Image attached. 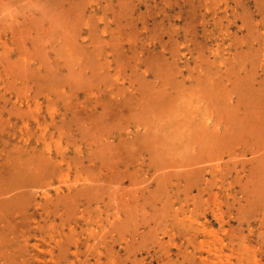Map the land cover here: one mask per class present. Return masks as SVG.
Listing matches in <instances>:
<instances>
[{
  "label": "rangeland",
  "instance_id": "374dc122",
  "mask_svg": "<svg viewBox=\"0 0 264 264\" xmlns=\"http://www.w3.org/2000/svg\"><path fill=\"white\" fill-rule=\"evenodd\" d=\"M263 131L264 0H0V264H264Z\"/></svg>",
  "mask_w": 264,
  "mask_h": 264
},
{
  "label": "bare ground",
  "instance_id": "6f19581e",
  "mask_svg": "<svg viewBox=\"0 0 264 264\" xmlns=\"http://www.w3.org/2000/svg\"><path fill=\"white\" fill-rule=\"evenodd\" d=\"M132 105V104H131ZM167 106V105H166ZM104 107V106H103ZM125 107V106H124ZM169 107V106H168ZM129 109V108H128ZM120 110V109H119ZM125 111V110H124ZM123 113V112H122ZM143 113V112H142ZM170 113V112H169ZM121 114V113H120ZM140 114V113H139ZM147 116V115H146ZM119 117V116H118ZM254 118V117H253ZM261 119V118H260ZM129 120V119H128ZM254 120V119H253ZM117 121V120H116ZM103 122V121H102ZM92 125V124H91ZM263 125V124H262ZM254 126V125H253ZM240 127V126H239ZM257 127V126H256ZM258 129H262V128H258ZM258 131V130H257ZM264 132V131H263ZM258 134V133H257ZM238 137V136H237ZM260 138V137H259ZM256 140V139H254ZM233 141V140H232ZM257 143V142H256ZM263 145V144H262ZM259 152V151H258ZM260 161V160H259Z\"/></svg>",
  "mask_w": 264,
  "mask_h": 264
}]
</instances>
